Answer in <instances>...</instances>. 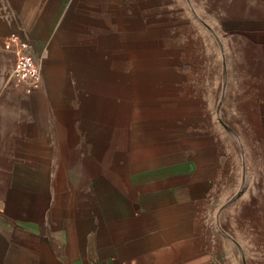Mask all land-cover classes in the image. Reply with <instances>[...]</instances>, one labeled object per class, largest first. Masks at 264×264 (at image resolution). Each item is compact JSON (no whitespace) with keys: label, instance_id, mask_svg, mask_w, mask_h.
<instances>
[{"label":"crops","instance_id":"1","mask_svg":"<svg viewBox=\"0 0 264 264\" xmlns=\"http://www.w3.org/2000/svg\"><path fill=\"white\" fill-rule=\"evenodd\" d=\"M92 1L0 0V264H264V4L209 9L240 52L209 60L193 132L137 138L135 71L97 55L119 10Z\"/></svg>","mask_w":264,"mask_h":264},{"label":"rangeland","instance_id":"2","mask_svg":"<svg viewBox=\"0 0 264 264\" xmlns=\"http://www.w3.org/2000/svg\"><path fill=\"white\" fill-rule=\"evenodd\" d=\"M92 3H105V9L117 6L119 10L118 18L111 17V12L105 14L104 28L105 31L109 28L107 22L111 18L109 23L114 22L113 29H117L118 19L121 31L98 33L97 36L105 35L106 39L97 55L105 58L106 68L117 66L114 57L120 56L122 87L135 71L134 97L122 94L121 99L127 104L131 99L136 104L137 138L193 132L191 126L196 113L192 110L196 99L208 94L209 60L236 57L240 52L239 36L234 31L233 36L226 35L222 24L210 18L209 9L218 5L227 13L222 17L226 22L250 17L253 5L264 4L253 0H99ZM98 15L95 24L99 25L104 15L102 9ZM125 21H130L131 30L124 27ZM228 26L231 30L235 28L234 24ZM226 42L233 44L228 46Z\"/></svg>","mask_w":264,"mask_h":264},{"label":"built area","instance_id":"3","mask_svg":"<svg viewBox=\"0 0 264 264\" xmlns=\"http://www.w3.org/2000/svg\"><path fill=\"white\" fill-rule=\"evenodd\" d=\"M10 47L15 50L11 76L18 85H26L28 92L40 87L42 83V72L36 64L32 55L26 52L27 42L18 40L10 42Z\"/></svg>","mask_w":264,"mask_h":264},{"label":"water","instance_id":"4","mask_svg":"<svg viewBox=\"0 0 264 264\" xmlns=\"http://www.w3.org/2000/svg\"><path fill=\"white\" fill-rule=\"evenodd\" d=\"M11 70H12V68H11Z\"/></svg>","mask_w":264,"mask_h":264}]
</instances>
